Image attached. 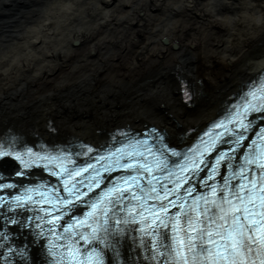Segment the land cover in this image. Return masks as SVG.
Segmentation results:
<instances>
[{"label":"snow or ice","instance_id":"6c2138e0","mask_svg":"<svg viewBox=\"0 0 264 264\" xmlns=\"http://www.w3.org/2000/svg\"><path fill=\"white\" fill-rule=\"evenodd\" d=\"M256 75L259 79L247 85L238 100L226 104L220 110L223 115L218 113L212 122L210 130H220L215 141L205 132L180 149L170 146L155 128L131 138L121 133L118 147L82 145L77 152L43 146L34 150L18 144L15 137L0 141V158L10 157L20 165L13 177L27 176L26 170L43 163L44 170L57 178L55 183L17 184L0 174L4 264H13L9 256L31 264L29 236L44 264H105V251L93 244L111 250L116 264L125 239L132 246L139 241V247L149 251L141 232L151 241L149 259L158 264H264V75ZM184 95L188 98L187 92ZM94 151L101 153L99 160H108L105 172L113 166L127 171L89 196L102 182L92 167L93 163L99 167V160L90 158V163L79 158ZM145 177L148 183L142 185ZM41 188L49 193L47 200L44 192L37 194ZM148 200L153 203L145 207ZM45 202L52 206L39 207ZM125 202L127 208L119 207ZM105 205L111 206V212ZM80 206L95 210L83 213L87 223L73 214ZM129 211L136 216L129 218ZM117 215L123 219L113 221ZM137 216L146 218L140 220V228H133ZM61 219L66 222L60 224ZM9 225L17 226V231L12 233ZM16 240L22 243L16 245Z\"/></svg>","mask_w":264,"mask_h":264},{"label":"bare ground","instance_id":"6f19581e","mask_svg":"<svg viewBox=\"0 0 264 264\" xmlns=\"http://www.w3.org/2000/svg\"><path fill=\"white\" fill-rule=\"evenodd\" d=\"M149 1L143 0L150 17ZM154 6L161 18L145 25L129 16L133 0H51L47 6L44 0H0V36L15 39L0 58L1 108L14 105L0 112V138L56 143L76 137L98 144L115 127L152 122L167 140L184 144L195 132L180 133L205 125L264 68V0H155ZM14 21L24 26L16 34ZM112 31L118 34L109 36ZM71 40L79 46H67ZM81 75L147 81L154 100L145 103L138 87L131 91H139L131 99L138 103L116 110L104 107L102 98L86 110L91 121L72 119L62 109L73 90L82 105L85 96L112 89L107 84L87 94L77 85ZM14 165L1 160L0 170L8 173ZM28 241L31 264H44L31 236Z\"/></svg>","mask_w":264,"mask_h":264},{"label":"rangeland","instance_id":"374dc122","mask_svg":"<svg viewBox=\"0 0 264 264\" xmlns=\"http://www.w3.org/2000/svg\"><path fill=\"white\" fill-rule=\"evenodd\" d=\"M154 1L155 0L149 1V4H150L149 5V11L151 13L150 17L147 15V9H146V6H145V3L143 2V0H133L134 9L129 12V16L137 18V19H141L142 20L141 23H143L145 25L152 23L150 21V18L152 21H154L153 23L159 22V19L161 18V16H160L161 12L158 10L159 6H154ZM211 1H213V0H211ZM215 1H218V0H215ZM49 2H51V0H44V5L46 4V6H47L49 4ZM61 3H63V2H61ZM110 6H113V5L111 4ZM27 24H29V22ZM85 25L83 24L82 26H85ZM23 27L24 26L21 25L19 21H14L11 25V30L13 32H15L13 34H16V32L22 31ZM107 34L109 36H113V35H117L118 32L114 33V31H112V32H108ZM14 42H15V39L10 37V36L9 37L0 36V58L4 57L8 53V51L14 46V45H12V44H14ZM67 46L76 47L79 45H76V42L71 40ZM92 54H94V53H92ZM81 76H83V75H81ZM19 78L22 79V77H19ZM19 80L16 81V85H15V83H12V85H15L14 87H18L20 84ZM74 80L76 82L77 78H74ZM107 84L112 85L111 91L109 90V91H106L104 93H99V91H97L94 95L85 96L83 98L85 101H83L82 105H80L79 101H77V99L73 96V94H74L73 93L74 90H73L72 94L69 96V100L67 102H65V105L69 104V103H70V105H66L63 108L64 110L62 109V112H64V114H66L67 116H69L72 119L78 118L80 116V119H86V120L91 121L92 118L89 117V113L86 110H90L91 112L93 111V109H92V106H93L92 102L93 101L97 102L99 100L105 99V103L103 105L104 107L119 110L124 105L129 106L130 104L138 103L135 98L133 99V101H131L132 97H134L136 94L139 93V91H138L136 93L131 94L132 93L131 91L138 88V87L143 89V91L145 92L142 96L147 94L146 98H148V100L145 103L149 104L154 100V98L153 99L151 98V96L154 95V92L153 93L150 92L149 87L151 88V85H149L147 83V81H134V80L131 81V80H125V79L121 80V79H117V78L111 79V78H107V77L102 78L101 76H98V77L97 76H89V77L83 76L80 80L77 81V85L82 90H84L85 93L89 92L87 94H90L95 89H102V87L106 86ZM55 88H57V86H55ZM48 93H50V92H47L46 96L49 95ZM57 97H58V95H55V98H53V99H56ZM3 102L4 101L0 99V112H1V110H3L4 107L5 108L9 107L8 110L14 108V105L10 102H7L1 108V104H3ZM85 105H86V107H85ZM149 123H152V122H149ZM47 126H45V127H47Z\"/></svg>","mask_w":264,"mask_h":264}]
</instances>
